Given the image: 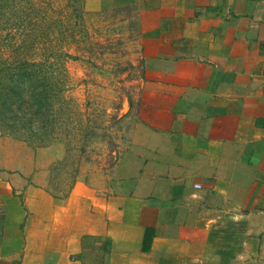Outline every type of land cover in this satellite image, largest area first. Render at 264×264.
I'll list each match as a JSON object with an SVG mask.
<instances>
[{
	"label": "crops",
	"instance_id": "1",
	"mask_svg": "<svg viewBox=\"0 0 264 264\" xmlns=\"http://www.w3.org/2000/svg\"><path fill=\"white\" fill-rule=\"evenodd\" d=\"M118 2L143 60L127 146L62 199L52 150L0 147V264H264V0Z\"/></svg>",
	"mask_w": 264,
	"mask_h": 264
},
{
	"label": "rangeland",
	"instance_id": "2",
	"mask_svg": "<svg viewBox=\"0 0 264 264\" xmlns=\"http://www.w3.org/2000/svg\"><path fill=\"white\" fill-rule=\"evenodd\" d=\"M118 1L99 11H87L86 0H14L0 9V49L14 46L17 56H28L29 28L22 27L32 8L36 60L61 54L47 57L56 83L49 108L26 103L15 114L0 111V147L8 148L1 156L16 150L38 158L52 150V161L44 157L46 190L61 199L77 181L95 185L99 174L110 175L129 141L134 122L123 105L140 84L143 60L135 9Z\"/></svg>",
	"mask_w": 264,
	"mask_h": 264
},
{
	"label": "trees",
	"instance_id": "3",
	"mask_svg": "<svg viewBox=\"0 0 264 264\" xmlns=\"http://www.w3.org/2000/svg\"><path fill=\"white\" fill-rule=\"evenodd\" d=\"M13 1L0 0V9H9ZM31 12L32 8L30 14H27V26L22 27V31L29 28L27 30L30 33L27 35L29 41L23 44V48L26 50L28 56H17L18 47L9 46L8 50L5 48L0 49V111L1 109H5L15 114L26 103L30 104L29 106H32L33 109L50 107V100H52L50 87L56 83L52 80L54 74L52 64L50 63L51 58L47 57L52 55L61 57V54L56 56L48 51L47 55L45 54V56L36 60L34 54L36 38L33 35V28H31L32 25L34 26V17L31 15ZM76 12L78 13L77 10ZM0 15L4 16V14ZM12 17L15 18L16 16ZM26 87L30 88L29 92L26 90ZM69 192L62 195V198H66ZM52 196L59 198L54 195ZM145 249L146 245H143V250Z\"/></svg>",
	"mask_w": 264,
	"mask_h": 264
},
{
	"label": "water",
	"instance_id": "4",
	"mask_svg": "<svg viewBox=\"0 0 264 264\" xmlns=\"http://www.w3.org/2000/svg\"><path fill=\"white\" fill-rule=\"evenodd\" d=\"M127 109H128V103H125V104L123 105V112H125Z\"/></svg>",
	"mask_w": 264,
	"mask_h": 264
},
{
	"label": "built area",
	"instance_id": "5",
	"mask_svg": "<svg viewBox=\"0 0 264 264\" xmlns=\"http://www.w3.org/2000/svg\"><path fill=\"white\" fill-rule=\"evenodd\" d=\"M195 188H196V189H200V186H199V185H196Z\"/></svg>",
	"mask_w": 264,
	"mask_h": 264
}]
</instances>
